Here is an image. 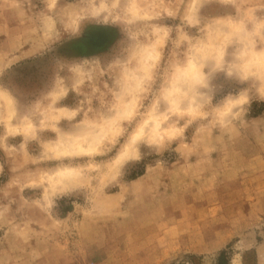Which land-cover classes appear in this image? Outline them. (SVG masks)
Wrapping results in <instances>:
<instances>
[{
    "label": "rangeland",
    "instance_id": "rangeland-1",
    "mask_svg": "<svg viewBox=\"0 0 264 264\" xmlns=\"http://www.w3.org/2000/svg\"><path fill=\"white\" fill-rule=\"evenodd\" d=\"M42 8L41 0H0V71L12 64L0 82L31 105L0 127V264H264V100L253 96L243 121L227 130L199 123L162 154L142 146V159L119 180L116 149L97 159L37 163L63 147L54 123L61 111L43 102L56 60L104 59L121 39L116 26L87 23L78 37L25 56L47 39L34 22ZM197 10L202 29L242 18L264 24V0H188L185 12ZM242 87L224 82L220 95ZM77 100L69 92L61 104ZM37 128L52 129L56 139ZM33 137L39 143H28ZM68 169L83 170L69 185L82 189L53 201ZM234 246L247 248L242 259Z\"/></svg>",
    "mask_w": 264,
    "mask_h": 264
},
{
    "label": "clouds",
    "instance_id": "clouds-1",
    "mask_svg": "<svg viewBox=\"0 0 264 264\" xmlns=\"http://www.w3.org/2000/svg\"><path fill=\"white\" fill-rule=\"evenodd\" d=\"M41 2L43 8L34 22L47 39L25 56L42 54L62 38L78 37L87 23L116 26L121 39L104 59L56 60L43 102L65 110L54 121L63 147L56 157L49 153L50 159L37 163L97 159L116 149L111 156L114 180H119L127 164L142 159V146L162 154L174 143L186 141V131L199 123L227 130L243 121L253 96L264 100V56H255L264 49V24L242 18L202 29L199 10L195 15L185 12L188 0ZM11 65L0 71V78ZM224 82L245 87L220 95ZM5 88L0 94V127L4 120L15 124L31 106L22 104L16 92L0 82V89ZM53 88L57 95L48 96ZM69 92L78 97L74 106L61 104ZM62 121L65 127L60 126ZM45 131L56 139L52 129H36L37 135ZM15 136L20 133L9 137ZM30 141L39 143L35 137ZM63 175L53 201L82 189L69 185L82 178L83 170ZM234 248L242 259L247 248Z\"/></svg>",
    "mask_w": 264,
    "mask_h": 264
},
{
    "label": "bare ground",
    "instance_id": "bare-ground-1",
    "mask_svg": "<svg viewBox=\"0 0 264 264\" xmlns=\"http://www.w3.org/2000/svg\"><path fill=\"white\" fill-rule=\"evenodd\" d=\"M57 110H58V111H61V114H63V113H64V111H65V110H64V109H62V108H58ZM58 151H59V150H58ZM68 171H71V170H70V169H68V170H66V171H64V172H62V173H60V175H62V176L64 177V175H63V174H64V173H66V172H68ZM72 171H73V170H72Z\"/></svg>",
    "mask_w": 264,
    "mask_h": 264
}]
</instances>
